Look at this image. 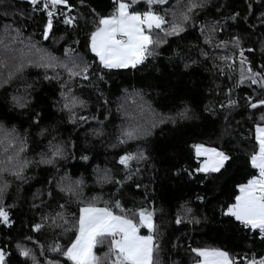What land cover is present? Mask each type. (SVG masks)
Masks as SVG:
<instances>
[{"label": "trees", "instance_id": "16d2710c", "mask_svg": "<svg viewBox=\"0 0 264 264\" xmlns=\"http://www.w3.org/2000/svg\"><path fill=\"white\" fill-rule=\"evenodd\" d=\"M197 2L203 6L190 13L184 32L166 36L153 30L161 43L143 64L108 70L91 52L90 37L101 18L115 13L118 0H69L70 10L58 6L47 40L42 5L0 0V38L9 43L19 32L12 52L0 47V60L8 63L0 69V125L15 129L14 147L5 152L7 145H0V160L13 155L17 167L25 165L20 178L0 172V187L7 185L0 206L11 221L0 224L7 264H71L52 249L70 246L79 210L88 204L129 217L141 208L153 212L157 264L198 263L193 248L221 249L237 264L264 258L259 231L224 214L238 185L258 174L250 157L258 150L255 129L264 125V107L252 109L248 100L264 99V89L247 79L240 83V52L245 69L264 73V1ZM189 3L167 0L131 8L163 15L168 30L182 22ZM65 15L75 18L72 25L64 23ZM41 55L53 57L55 66H37ZM73 61L88 66L87 80L62 67ZM21 62L25 67L16 73ZM9 71L15 75L5 83ZM128 131H134L133 138ZM195 145L230 159L219 172H197L203 158L196 157ZM57 147L61 157H53ZM128 154L137 159L125 167L119 160ZM46 159L53 163L41 162ZM75 181L81 182L78 187ZM178 217L184 222L177 224ZM36 224L40 231L33 230ZM140 233L149 234L145 228ZM21 248L32 255L21 256ZM108 249L106 240L94 251L104 257Z\"/></svg>", "mask_w": 264, "mask_h": 264}, {"label": "snow or ice", "instance_id": "6c2138e0", "mask_svg": "<svg viewBox=\"0 0 264 264\" xmlns=\"http://www.w3.org/2000/svg\"><path fill=\"white\" fill-rule=\"evenodd\" d=\"M136 2L137 0H130V2L118 0L115 13L109 17L101 18L99 27L91 34L90 50L105 69H134L138 65L143 64L153 54L154 46H158L161 43L159 39L153 38V30L158 29L164 32L166 36L179 35L185 31L184 24L192 19L190 13H193L196 8L203 6L197 0H190L187 10L181 14L182 22L172 23L170 28L166 30L164 26L169 22L163 15L151 10L144 13L132 10L131 5ZM147 2L149 5L165 4L167 0H147ZM29 3L33 6L42 5V10L47 13L48 19L43 33L45 40L49 38V34L53 30V17L57 7L63 5L70 10L69 0H29ZM74 19V17L65 15L64 23L72 25ZM18 37L19 32L11 38L9 43H5V40L0 38V47L5 52H12L11 44L15 43ZM39 51L37 49V52ZM20 52L22 56L26 55L22 49ZM240 57V83L242 84L247 79L252 84H257L261 89H264V73L253 72L251 67L245 69L244 65L247 60L243 51L240 52ZM223 59L227 60L228 57ZM37 66L54 67V58L41 55ZM24 67L25 64L23 62L15 65V72H22ZM62 67L71 76H82L85 80L89 78L87 65L80 67L79 64L73 61L72 67L67 64L62 65ZM77 68H79V71L75 70ZM0 69H8V63L0 60ZM14 75L15 73L9 71L5 83L10 82ZM229 103L230 105H235V101H230ZM248 105L252 109L264 107V99L253 101L252 98H249ZM20 106L24 107L25 105L21 104ZM261 119L264 120V116ZM125 135L131 139L135 133L134 131H128ZM14 139L15 129H7L0 125V145H7L4 148L5 152L8 151V147H14L12 144ZM255 139L258 150L251 155L250 163L258 174L248 179L246 183L238 185V195L235 196L234 203L227 206L224 214L234 218L235 221L245 228L252 231L258 230L262 238H264V126H256ZM124 142L121 140V143ZM194 148L198 159L204 157L200 166L195 170L197 172H219L230 159L229 155L215 148H206L204 145H195ZM20 151H23V148ZM62 155L63 153L58 147L53 152V157H61ZM83 159L87 160L88 158L83 157ZM133 159H137V157L131 154L124 155L120 157L119 163L128 167L129 162ZM41 162L52 164L53 159H46ZM17 163L15 156L8 155L6 160H0V172L11 171L13 175L20 178L22 168L25 165L17 167ZM9 166H12L15 170L13 171ZM80 183V181L74 182L76 187ZM6 187L7 185L0 187V193H3ZM67 190L75 194V188L69 187ZM115 207L120 209L121 212L124 211L119 201L116 202ZM183 222L179 217L176 220L177 224ZM0 224L11 225L9 213L3 206H0ZM41 228V224H36L33 230L40 231ZM141 228H146L149 234L141 235ZM154 231L153 212L147 209L141 208L129 217L126 214L117 215L107 206L97 207L94 204H88L79 210V218L76 222V235L70 246L66 250L55 246L52 251L61 252L68 261H71V264H157L156 253L159 251V244L156 243L153 235ZM29 239L31 238L29 237ZM106 240L109 242L108 252L104 257H100L94 250ZM192 251L200 258L198 264H237L236 259L230 257L228 252L218 248H193ZM20 255L28 258L32 254L29 249L21 248ZM0 264H7V254L3 248H0ZM247 264H264V258L260 260L252 259L247 261Z\"/></svg>", "mask_w": 264, "mask_h": 264}, {"label": "crops", "instance_id": "0c3cea01", "mask_svg": "<svg viewBox=\"0 0 264 264\" xmlns=\"http://www.w3.org/2000/svg\"><path fill=\"white\" fill-rule=\"evenodd\" d=\"M136 3H141L140 2V0H137V2ZM144 4H146V2L144 3ZM264 126V125H263ZM255 136H256V129H255ZM238 195V194H237ZM145 230H147L146 228H145ZM148 231V230H147ZM141 234V233H140ZM141 235H148V234H141Z\"/></svg>", "mask_w": 264, "mask_h": 264}, {"label": "rangeland", "instance_id": "374dc122", "mask_svg": "<svg viewBox=\"0 0 264 264\" xmlns=\"http://www.w3.org/2000/svg\"><path fill=\"white\" fill-rule=\"evenodd\" d=\"M141 3H145L147 2V0H140ZM140 108H143L141 105H140ZM206 147V146H205ZM206 148H209V147H206ZM204 159V157H202ZM195 264H198V263H195Z\"/></svg>", "mask_w": 264, "mask_h": 264}, {"label": "built area", "instance_id": "2783aa9c", "mask_svg": "<svg viewBox=\"0 0 264 264\" xmlns=\"http://www.w3.org/2000/svg\"><path fill=\"white\" fill-rule=\"evenodd\" d=\"M264 1V0H263Z\"/></svg>", "mask_w": 264, "mask_h": 264}]
</instances>
